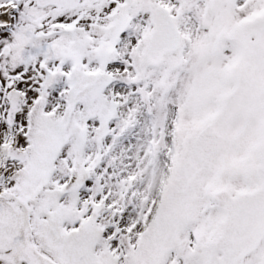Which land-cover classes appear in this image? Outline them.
Listing matches in <instances>:
<instances>
[{"label": "snow or ice", "instance_id": "snow-or-ice-1", "mask_svg": "<svg viewBox=\"0 0 264 264\" xmlns=\"http://www.w3.org/2000/svg\"><path fill=\"white\" fill-rule=\"evenodd\" d=\"M0 264H264V0H0Z\"/></svg>", "mask_w": 264, "mask_h": 264}]
</instances>
